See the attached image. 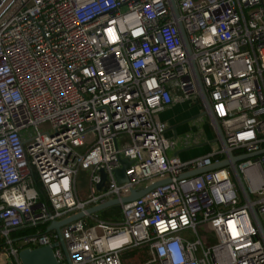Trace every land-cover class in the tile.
Returning a JSON list of instances; mask_svg holds the SVG:
<instances>
[{
	"label": "built area",
	"instance_id": "built-area-1",
	"mask_svg": "<svg viewBox=\"0 0 264 264\" xmlns=\"http://www.w3.org/2000/svg\"><path fill=\"white\" fill-rule=\"evenodd\" d=\"M175 3L177 11L172 0H0L5 264H22L24 247L53 244L59 264H124L126 250L143 249L146 264H264V0ZM176 89L203 101L228 146L188 159L169 153L175 141L159 114ZM229 151L244 155L236 164L250 198ZM123 159L126 180L116 173ZM80 169L91 173L85 200ZM114 198L118 216L86 224L90 207ZM79 212L60 233L49 229ZM201 222L216 228L217 243L204 245Z\"/></svg>",
	"mask_w": 264,
	"mask_h": 264
},
{
	"label": "rangeland",
	"instance_id": "rangeland-1",
	"mask_svg": "<svg viewBox=\"0 0 264 264\" xmlns=\"http://www.w3.org/2000/svg\"><path fill=\"white\" fill-rule=\"evenodd\" d=\"M194 104L199 109L198 114H200L195 119H203L204 125L206 126L207 130L200 135L199 140L196 142H191L188 144V154L191 156H197L203 154L209 148L211 149H218L223 147L222 141L219 139L217 130L215 126L211 123V119L208 113L205 110V106L203 101L198 97H194ZM41 128H47V124L41 126ZM184 134H181V137ZM237 153V150H235ZM222 155V154H220ZM103 172V171H102ZM104 173V172H103ZM90 176L91 173L89 171L80 169L78 176H77V194L78 197L82 200H85L90 197L91 195V186H90ZM121 204H113L107 206L105 208L99 209L93 212V216H86V224H92L96 221V218H113L118 216L121 213ZM35 227V226H31ZM199 237L204 242L206 247L211 246L219 241V237L217 234V230L215 227H212L211 224L206 222L198 223L197 226ZM35 231V230H34ZM181 234L185 237L196 239L198 235L192 229H185L181 231ZM149 258L148 252L143 250H126L122 254V260L124 264H146V260ZM13 257L8 253V251L4 248L0 249V264H5L11 261Z\"/></svg>",
	"mask_w": 264,
	"mask_h": 264
},
{
	"label": "water",
	"instance_id": "water-1",
	"mask_svg": "<svg viewBox=\"0 0 264 264\" xmlns=\"http://www.w3.org/2000/svg\"><path fill=\"white\" fill-rule=\"evenodd\" d=\"M172 3L174 5V7H175V10L177 11L175 0H172ZM180 26H181L182 35L184 37L186 46H187L188 50L191 51V46H190L187 34H186V32H185V30L183 28V25H182L181 21H180ZM193 64H194L195 70L197 72V76H198L200 85L202 86L197 65H196V63L194 61H193ZM216 130H217V134L219 136V139L222 141V143L225 146H228V143L226 141V137H225L224 132H223V130H222V128H221V126H220L218 121H216ZM228 154H229L231 160L233 161L236 176H237V178H238L243 190L246 192L247 197L250 198L248 190H247V188L245 186V183H244V181L242 179L240 170H239V168H238V166L236 164V161L238 159H240V158H243L244 155L236 156V155H234L232 153V151H229ZM250 155H252V154H250ZM122 163H123V166H121L120 168H117L116 169V173H117L118 178L120 180H126L127 179V175H126V172H125V167L129 164V162L127 161V159H123ZM228 163H230V160L229 159H225V160L216 162V163H214V164H212L210 166H206L204 168L198 169V170L194 171L193 173H199V172L214 168L216 166H221V165H225V164H228ZM105 176H106V174L103 173V179L105 178ZM162 182L163 181H158V182H155V183L151 184L148 187L141 188V189H138V190H133L132 193L129 196H125L122 200L127 201V200H132L134 198H137V197L143 195L144 193H146L148 190H150L154 186H156V185H158V184H160ZM102 184H103V181L99 184V187H101ZM119 202H120L119 198H114V199L108 200V201H106L104 203H101L99 205L92 206V207H90L88 209V211L89 212H94V211H97L99 209L105 208L107 206H110V205H113V204H117ZM83 215H84V212H79V213L73 214V215H71L69 217H66L64 219L53 221L49 225V229L55 228L60 233L61 225L65 224V223H67V222H69V221H71L73 219L79 218V217H81ZM62 244H63V242H62ZM53 245H41V246H37V247H33V248L24 247V248L19 250V258H20L22 264H59V262H58V260H57V258L55 256L54 250H53Z\"/></svg>",
	"mask_w": 264,
	"mask_h": 264
},
{
	"label": "crops",
	"instance_id": "crops-1",
	"mask_svg": "<svg viewBox=\"0 0 264 264\" xmlns=\"http://www.w3.org/2000/svg\"><path fill=\"white\" fill-rule=\"evenodd\" d=\"M174 94L177 97L176 100L167 105L159 115L168 123L166 135L175 141L169 153L178 155L183 159H188L195 157L194 155L191 156L188 154V144L198 141L200 138L199 136L202 135L207 128L204 125L205 122L203 119H195L202 113L198 114L199 109L193 103L194 97L189 99L179 98L180 90L178 89L174 90ZM181 134L184 135L181 137ZM213 150L214 149L209 148L203 154ZM0 238L2 237L0 236Z\"/></svg>",
	"mask_w": 264,
	"mask_h": 264
},
{
	"label": "trees",
	"instance_id": "trees-1",
	"mask_svg": "<svg viewBox=\"0 0 264 264\" xmlns=\"http://www.w3.org/2000/svg\"><path fill=\"white\" fill-rule=\"evenodd\" d=\"M40 184V182L38 183ZM48 225L47 224H43L41 225V228L45 231L47 229ZM37 227H26V228H20V229H16V230H13L11 233H10V236L17 240L19 239L21 236L25 235L26 233L28 232H31V231H34L36 230ZM8 242L6 241V238L2 237L0 238V249H6L8 248Z\"/></svg>",
	"mask_w": 264,
	"mask_h": 264
}]
</instances>
